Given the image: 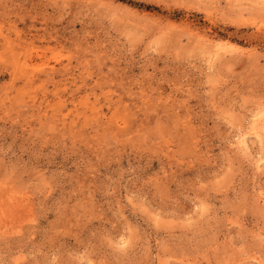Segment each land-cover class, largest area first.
Masks as SVG:
<instances>
[{
  "label": "rangeland",
  "instance_id": "rangeland-1",
  "mask_svg": "<svg viewBox=\"0 0 264 264\" xmlns=\"http://www.w3.org/2000/svg\"><path fill=\"white\" fill-rule=\"evenodd\" d=\"M0 264H264V0H0Z\"/></svg>",
  "mask_w": 264,
  "mask_h": 264
}]
</instances>
